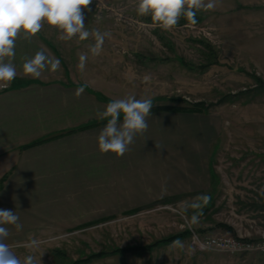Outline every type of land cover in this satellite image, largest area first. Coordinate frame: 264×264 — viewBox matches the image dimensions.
<instances>
[{"label": "rangeland", "instance_id": "374dc122", "mask_svg": "<svg viewBox=\"0 0 264 264\" xmlns=\"http://www.w3.org/2000/svg\"><path fill=\"white\" fill-rule=\"evenodd\" d=\"M137 3L92 0L82 10L87 30L111 33L98 56L89 51L93 37L61 39L60 30L43 24L71 78L111 100L134 95L154 104L188 105L231 97L205 112H150L147 131L122 157L98 149L107 122L73 140V158L57 147L50 167L64 176L48 179V236L35 248L26 243L11 249L21 260L32 255L36 264H65L101 251L106 254L84 264H264L255 252L201 250L190 234L179 239L183 248L168 243L139 255L111 253L184 230L202 237H235L240 230L253 239L264 231V0H222L215 9L197 11L199 22L168 31L139 16ZM197 40L211 45L209 58L217 63L189 70L179 58L196 66L209 60ZM81 54L87 55L83 70ZM80 94L88 115L101 117L107 104ZM194 158L203 174L208 164L203 187L191 181ZM204 195L210 197L206 207L199 201V209L191 208ZM194 212L202 215L189 226Z\"/></svg>", "mask_w": 264, "mask_h": 264}, {"label": "crops", "instance_id": "0c3cea01", "mask_svg": "<svg viewBox=\"0 0 264 264\" xmlns=\"http://www.w3.org/2000/svg\"><path fill=\"white\" fill-rule=\"evenodd\" d=\"M38 51L59 61V67L53 71L49 65L39 77L25 74L22 68L25 59ZM5 60L15 64L18 74L7 87H0V209L16 213L23 226L18 231L12 224L3 225L10 233L5 243L11 247L32 241L42 242L43 236L47 238L48 179L64 176L54 174L50 166L55 164L50 157L56 155L57 147H61L73 158V140L93 127L74 129L102 119L88 115L77 90L83 88L85 98L91 97L95 104L109 102L99 91L71 78L43 27L30 38H25L23 33L18 35L15 57H6ZM38 140L42 141L24 147ZM73 160L78 162L75 166L78 169L79 159ZM69 162L71 160H64L66 164ZM200 164L196 158L190 164L191 181L193 185L203 187V179L209 178L208 164L205 165L207 175L203 174Z\"/></svg>", "mask_w": 264, "mask_h": 264}, {"label": "clouds", "instance_id": "9594fccd", "mask_svg": "<svg viewBox=\"0 0 264 264\" xmlns=\"http://www.w3.org/2000/svg\"><path fill=\"white\" fill-rule=\"evenodd\" d=\"M91 3L92 0H0V87H7L18 74L15 64L11 60H5L6 57H15L17 36L23 33L25 38H30L42 29L45 22L60 30L61 39L71 40L77 37L79 40H86L90 36L93 37L95 43L89 46V51L92 56H98L105 38H110L111 33L86 29L82 10L87 9ZM220 3L222 0H138L136 11L139 16L150 15L154 22L168 31L177 25L181 16L189 23L195 24L197 11L215 9ZM79 60L78 66L83 70L87 55L81 54ZM49 65L54 71L59 67V61L50 59L43 51H38L33 57L25 59L22 68L25 74L39 77ZM82 92L83 88L77 90L78 95ZM152 107L150 99H137L134 95L110 101L99 114L102 119H107L106 125L97 137L99 151L102 154L110 152L122 157L129 151L135 137L147 131V117ZM260 192L264 194V188L260 189ZM209 199L207 195L197 197L190 206L199 209L201 207L199 201L206 204ZM187 208L188 205L185 204L181 209L182 215ZM201 215L202 212H194L189 220V226L199 223ZM5 224L14 225L18 231L23 227L16 213L0 209V264H36L32 255L21 260L5 243L10 234L3 226ZM172 245L184 247L180 240L173 241ZM36 246V241L29 245L30 248ZM192 251L194 249L190 247L189 252Z\"/></svg>", "mask_w": 264, "mask_h": 264}, {"label": "trees", "instance_id": "16d2710c", "mask_svg": "<svg viewBox=\"0 0 264 264\" xmlns=\"http://www.w3.org/2000/svg\"><path fill=\"white\" fill-rule=\"evenodd\" d=\"M146 21L148 22H154L152 19H151V16L148 15V16H145L144 18ZM201 20V17L199 15H196V21L199 22ZM196 22V23H197ZM157 23V22H155ZM189 23L186 18L184 16H181L177 25L178 24H187ZM198 43H200L201 45H203V47L207 50L208 54H210L208 56V61L207 63H204V64H199V65H195V64H192V63H189V62H186L184 61L183 59L179 58V62L181 63V65H183L184 67H186L187 69L189 70H194V69H202V68H206L208 67L209 65H213V64H216L217 61L215 60V58H209L210 56H212V53H213V49L211 47V45L206 42L205 40H197ZM148 60H151V61H155L157 60L156 57H144ZM255 79L259 82L260 85H262V81L255 77ZM100 97L104 98L103 96L99 95ZM231 97V95H222L220 96L215 103H209V104H205L204 102L202 101H198V102H194V103H191V104H188V105H172V104H153V107L151 109V112H205L208 110L209 107L213 106V105H216V104H220L222 102H224L227 98ZM105 99L110 102L112 101L111 99L109 98H106ZM171 102H177V101H181L179 98H170ZM122 118V117H121ZM103 122H107V119H104L102 121H95V122H91V123H88V124H85V125H82L77 129L81 130V129H85V128H88V127H91V126H94V125H97L99 123H103ZM72 131V130H70ZM42 140H38V141H35L31 144H28L24 147H28L30 145H34L38 142H41ZM203 207L205 208L207 203H203L202 204ZM190 234V230H184L180 233H176V234H172V235H169V236H166V237H163V238H160V239H157L151 243H148V244H143V245H131V246H125V247H117V248H113L111 250V253H117V254H120L122 255L123 253H126V252H129L131 254H136V255H139V254H142V253H150L151 250L159 245H162V244H168V243H172L173 241L175 240H179L181 237L183 236H186V235H189ZM106 253L105 252H98V253H90L88 256H86L85 258H78V259H75V260H71L65 264H84V263H87L88 261H90L92 258H98V257H102L103 255H105ZM119 264H126L125 262H120Z\"/></svg>", "mask_w": 264, "mask_h": 264}, {"label": "built area", "instance_id": "2783aa9c", "mask_svg": "<svg viewBox=\"0 0 264 264\" xmlns=\"http://www.w3.org/2000/svg\"><path fill=\"white\" fill-rule=\"evenodd\" d=\"M256 238L250 234H243L240 230L235 237H202L195 232H190L192 243L199 249H213L230 253H250L255 252L264 256V231L257 232Z\"/></svg>", "mask_w": 264, "mask_h": 264}]
</instances>
